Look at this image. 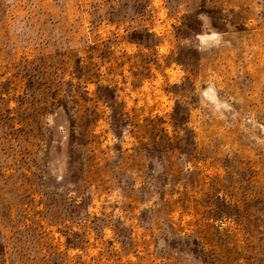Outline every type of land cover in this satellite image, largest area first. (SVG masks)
<instances>
[{"label": "rangeland", "instance_id": "rangeland-1", "mask_svg": "<svg viewBox=\"0 0 264 264\" xmlns=\"http://www.w3.org/2000/svg\"><path fill=\"white\" fill-rule=\"evenodd\" d=\"M0 264H264V0H0Z\"/></svg>", "mask_w": 264, "mask_h": 264}]
</instances>
